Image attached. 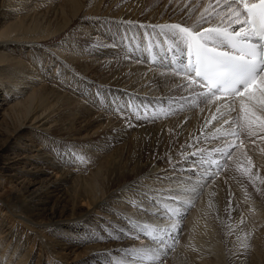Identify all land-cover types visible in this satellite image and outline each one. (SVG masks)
<instances>
[{
  "label": "bare ground",
  "instance_id": "bare-ground-1",
  "mask_svg": "<svg viewBox=\"0 0 264 264\" xmlns=\"http://www.w3.org/2000/svg\"><path fill=\"white\" fill-rule=\"evenodd\" d=\"M45 1L0 0V264H264L263 141L215 176L258 138L206 126L156 27L214 0Z\"/></svg>",
  "mask_w": 264,
  "mask_h": 264
},
{
  "label": "snow or ice",
  "instance_id": "snow-or-ice-1",
  "mask_svg": "<svg viewBox=\"0 0 264 264\" xmlns=\"http://www.w3.org/2000/svg\"><path fill=\"white\" fill-rule=\"evenodd\" d=\"M214 5L202 14L201 22L209 26L201 30L180 24L156 27L167 29L169 39L184 44L182 66L175 75L185 81L182 87L191 89L197 107L215 105L206 126L216 120L221 127L233 128L225 136L239 139L243 129L264 140L255 131L264 130V0H214ZM241 146L233 140L216 151L230 158L231 148ZM211 165L224 170L216 161Z\"/></svg>",
  "mask_w": 264,
  "mask_h": 264
},
{
  "label": "rangeland",
  "instance_id": "rangeland-1",
  "mask_svg": "<svg viewBox=\"0 0 264 264\" xmlns=\"http://www.w3.org/2000/svg\"><path fill=\"white\" fill-rule=\"evenodd\" d=\"M45 1V0H44ZM48 1L49 0H46L45 2H46V4H48ZM45 4V6H47ZM49 5V4H48ZM50 6V5H49ZM36 71H38V70H36ZM37 79H38V77L37 76H33L32 77V80H33V82H34V84H35V86H38V82H37ZM37 84V85H36ZM97 110H99V111H101L102 110V106H100V107H98L97 108ZM143 112H144V110H142ZM91 114L92 113H95V110H93V111H91L90 112ZM261 139H253V140H251V141H249V142H243V141H241V140H237V141H235V143L237 144V145H240L241 143H242V146L241 147H239V148H236V147H233V148H231V151H230V153L233 151V150H235V149H238V150H242V149H245L246 147L247 148H249L250 146H252V148L254 147L253 145H255V143H257V142H259ZM252 141H254V143L252 142ZM263 141V144L262 145H264V140H262ZM259 145H261V144H259ZM249 146V147H248ZM229 153V154H230ZM218 155V154H217ZM219 157L217 158V159H212V161H216L217 163H219V164H221L223 167H224V170L223 171H220L219 169H217V168H215V166L214 165H211V162H209V164H208V166L209 167H211V169H213V171H215L216 172V177H218V178H220L221 177V175L224 173V172H226L227 170H234L235 169V163L233 162V161H231V160H229V161H227L226 159H224L223 157H222V152H219ZM197 165L200 167L201 165H200V163H197ZM246 191L247 192H249L248 193V199H246V203L247 204H250V205H253V206H255V205H257V204H259V202H258V200H257V198L259 197V193H258V190H257V188L256 187H253V188H251V186L249 185L248 186V188L246 189ZM244 203V202H243ZM254 211L255 212H257L256 210H255V208H254ZM241 213V215L243 214L244 215V217H245V219H246V221H248V217H247V214H246V212L244 211V208L240 211ZM240 214H238L237 215V219H239L238 217H240L241 215ZM119 218V216L117 217L116 216V219H118ZM240 219H242V216L240 217ZM105 222H108V221H105ZM67 229H69V228H67ZM261 229L262 228H254L253 229V231H255V232H260V236H264V233L261 231ZM263 242H261L260 241V243L261 244H259V246L260 247H264V240H262ZM37 253H39V251L37 252ZM46 254H47V259H48V262H49V264H54V262H55V260L50 256V254H51V251L48 253L47 252V250H46ZM96 261H98V259L96 258ZM75 264H85L83 261H80V262H77V263H75Z\"/></svg>",
  "mask_w": 264,
  "mask_h": 264
}]
</instances>
